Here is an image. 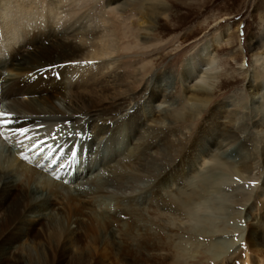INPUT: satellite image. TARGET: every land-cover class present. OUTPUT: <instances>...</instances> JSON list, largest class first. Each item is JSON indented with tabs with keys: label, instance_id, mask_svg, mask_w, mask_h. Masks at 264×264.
Returning <instances> with one entry per match:
<instances>
[{
	"label": "rangeland",
	"instance_id": "374dc122",
	"mask_svg": "<svg viewBox=\"0 0 264 264\" xmlns=\"http://www.w3.org/2000/svg\"><path fill=\"white\" fill-rule=\"evenodd\" d=\"M89 13L86 21L96 27L107 15L119 40L116 58L125 85L118 88L126 93L124 101L119 100L121 110L107 120L108 99L114 93L96 92L103 116L96 114L95 124L104 128L96 132L85 126L94 117L85 113L75 117L65 98L54 97L53 105L70 120H58L51 134L39 133L44 123L26 127L25 135L18 130L0 132V157L6 161L12 155L30 165L38 160L39 170L49 180L62 182L64 193L86 192L99 182L102 195L85 199L92 197L100 215L105 209L114 215L115 201L122 199V207L133 205L142 212L138 213L139 220L146 219L138 223L142 229L153 226L149 220L161 223L163 242H174L167 245L175 248L162 244L160 252L168 255L140 253L135 241H126L118 231L127 227L126 215L118 222L101 215L107 219L102 233L109 227L115 236L111 243L94 241L89 219H84L89 233L80 244L67 233L53 234L40 225L22 236L20 231L6 230L16 216L15 207L7 205L0 214V264H264V0H98ZM50 70L21 75L0 70V74L9 82L20 78L19 84L41 78L37 82L42 81L38 85L42 92L50 88L51 79L62 81ZM152 90L167 97L153 100ZM10 104L9 98L0 96V120L8 119ZM168 144L175 149H167ZM179 149L182 156H176ZM125 155L133 159L128 171L141 179L116 185L108 176L116 159ZM142 157L149 159L148 171L140 170ZM41 175L38 179H45ZM20 177L16 179L21 187ZM159 191L165 206L160 209L155 201ZM105 196L114 204H100ZM56 212H48L52 219L56 215L54 222L66 219L65 225L75 228L67 213ZM33 215L28 213L29 218ZM134 220L132 224H137ZM257 231L262 238L254 243L250 237ZM13 247L16 255L4 256Z\"/></svg>",
	"mask_w": 264,
	"mask_h": 264
},
{
	"label": "bare ground",
	"instance_id": "6f19581e",
	"mask_svg": "<svg viewBox=\"0 0 264 264\" xmlns=\"http://www.w3.org/2000/svg\"><path fill=\"white\" fill-rule=\"evenodd\" d=\"M97 1L98 0H0V70L15 71L17 75H21L27 73L31 74L32 72L42 74L51 69L50 72H58L62 80L58 82L55 78L51 79L52 83H50V88H45V90L41 92L43 89H40L38 85L41 84L42 81L37 82V80L41 78L27 79L24 80L23 84H19L18 82L21 81L20 78L11 79L9 82V79L4 80L3 76L1 77V73L0 96L4 99L9 98L11 101L7 120L12 121V123L0 125V132H4V130L14 131L18 130L20 127L26 128L44 123L39 133L44 131L45 133L50 132L49 134H51V131H54L53 128L58 126L56 123L58 120H61L60 123H62L63 119L66 121L70 120V117L65 116L62 111L53 105V98L58 96L66 99L67 108L75 114V117L83 113L87 114L89 116L88 118L94 117L96 114L101 117L103 116L99 114L101 109H97L96 106V103H99L96 92L101 91V89H112L111 93H114V97H117H113L111 100L108 99V103L113 107L110 105L108 113L106 112L107 114L105 113L104 115L107 120L113 118L114 115H111L112 112L122 108V103L119 100H122L126 93H119L118 88L125 85L119 73L120 62H118L116 58L119 51V40L117 39L114 29H112V26L108 23L109 20L107 15H103V20L100 21L99 27H96L97 25H93L94 27L90 26L88 21H86L88 13L95 7V2ZM89 3H91L92 6L87 8ZM68 20H72V22L70 21L69 23L67 22ZM18 84L19 86L16 87ZM161 90L162 89H160V91ZM18 95H25L30 99L27 102H23L18 98ZM165 96V94L155 90H152L150 95L153 100L164 98ZM31 97L34 99H31ZM86 101L88 103H86ZM127 106L128 104L126 107ZM23 112L25 113L24 115L21 114ZM30 113L32 116H26ZM53 114L57 116H52ZM74 116L73 118H75ZM136 117L138 119L135 121L138 122L140 117L138 114ZM97 119L96 117L92 118V121L87 122L85 126L87 128L91 127L90 129L96 132L104 131V128L95 124V122L97 123ZM40 146L39 144V147ZM171 147L172 146L168 144L166 148L172 150ZM43 148L45 149L46 147ZM172 148L175 149V147ZM34 149L35 150L32 148V150H30L33 152L38 150L37 147ZM26 150L28 149H24V151ZM175 152L176 156H182L183 149L176 150ZM140 153L143 156V154H146V151L142 150ZM10 156L11 157L6 161L0 157V214L7 205L11 207L14 206L16 209V216L8 224L6 230H13L14 232L20 231L22 232V236H26L32 228H36L38 225L41 227L46 226L52 230L53 234L57 231L69 234L72 236V242L77 244L82 243L89 231H92L94 241L96 239L100 240L99 242L109 240L111 243L115 240V236L109 227H107L109 231L106 234L102 233L104 227L107 226V219H103L101 215H105L109 220L112 219L113 222H118L121 216L126 215L127 227H120L118 231L126 235V241L127 238H130L128 239L130 241H135V246L139 249L140 253H154L156 255L160 253L165 255L167 252L165 254L160 252L163 247L162 244L169 247V249H173V245H167V243H171L170 241L166 240V242H163V238L165 237L162 235L161 223L157 220L158 223L153 221L154 219L149 220L151 221V225H153L151 228H154V230H151L149 226L148 232L144 227V229H142L141 225L138 224L142 220V217L141 220H139L140 215L138 213L142 212L133 205L122 207L120 203L122 199L115 201V205L110 196H105L104 201H101L100 204L110 206L112 202V204H114L113 210H115L114 215H109L107 209L101 211L100 215V212L97 211L95 204L92 203L91 200L92 197L97 198L96 196L102 193L100 184H98L99 182L96 184L92 183V187L94 186V188L90 187L91 190H87L86 192L77 189V194L70 192L64 193L61 185L62 182L49 180L47 178L48 176L39 170L36 165H40L39 162L37 163L38 160H35V165H30L25 161H19L18 158L12 155ZM27 156L31 157V153ZM165 156L170 159L168 152ZM143 159L142 157V160ZM132 160V157L128 155L116 159V164L111 167L113 171L112 174L110 173L111 178L109 176L108 178L117 181L114 182L116 185H118V183L122 184L126 179H141L140 175L134 173L135 171H131L132 169L128 171V168L131 167ZM144 161L140 170L148 171L147 164L150 163L148 162L149 159L147 161L145 158ZM154 161H156V159ZM162 167L163 170L166 168V166ZM246 167L245 165L244 168ZM86 171L88 172V168ZM110 171L109 169V172ZM17 172L20 173L19 176ZM39 174H43L41 175L42 177L45 175V179L39 180V177H37ZM159 174H161V172L157 170V175ZM20 175L22 176L20 177ZM151 176H153V174ZM17 177L24 180L21 187L19 186L20 180L16 179ZM32 183L35 184L34 187H31ZM158 187L160 186L158 185ZM89 195L92 197L90 199H85V197ZM157 195H159L156 198L157 200H155L159 203L157 204V208H164V200L161 199L163 196H160V191ZM123 203H125V201H123ZM55 209L57 211L56 214H63V216H67L66 213L68 214L67 218L69 221L75 223V228L73 230L65 225L64 222H67L66 219L63 220V222H54L53 219L54 217L56 218V215L53 216L52 219V215L48 212ZM28 213H34L33 218H29ZM88 215H92L93 217ZM135 218L138 219L137 224H132ZM84 219H89V231L85 229L86 224H84ZM145 220L141 222L143 223L144 221L145 223ZM53 222L57 223L55 224L56 226L59 225V230L53 225ZM108 223L110 222L108 221ZM261 236L262 234L257 231L254 232L250 238L256 243V240L262 238ZM167 238L169 237L167 236ZM136 240L143 241V244H140ZM145 242L150 243L146 246V244H144ZM173 243L174 242L171 244ZM11 244H15V242H11ZM173 247L175 248V245ZM111 248H113V245ZM2 249L0 243V251H2ZM16 253L17 249L13 247L7 250L4 256H15Z\"/></svg>",
	"mask_w": 264,
	"mask_h": 264
},
{
	"label": "snow or ice",
	"instance_id": "6c2138e0",
	"mask_svg": "<svg viewBox=\"0 0 264 264\" xmlns=\"http://www.w3.org/2000/svg\"><path fill=\"white\" fill-rule=\"evenodd\" d=\"M10 123H12V121H9V120H0V125H7V124H10ZM18 131H19V134L20 135H25L28 132V129L27 128H24V127H20L18 129ZM34 147H35V145H34Z\"/></svg>",
	"mask_w": 264,
	"mask_h": 264
}]
</instances>
